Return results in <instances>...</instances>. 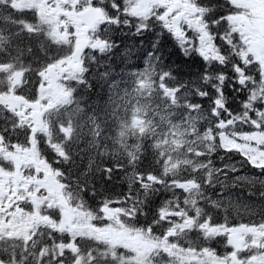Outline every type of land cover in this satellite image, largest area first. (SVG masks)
Listing matches in <instances>:
<instances>
[{
  "label": "trees",
  "instance_id": "16d2710c",
  "mask_svg": "<svg viewBox=\"0 0 264 264\" xmlns=\"http://www.w3.org/2000/svg\"><path fill=\"white\" fill-rule=\"evenodd\" d=\"M196 1L207 11L204 21L216 33L215 42L225 56L223 61L208 60L198 50L182 49L171 33L155 27L156 22L152 20L155 28L145 32H135L134 26L132 29H122L123 31L120 28H112L108 37L116 46L115 51L118 50L116 57L104 60L98 58L99 61L93 63L86 71V82H81L78 88L73 87L75 102L71 106L72 109L68 107L71 112L67 114L66 120L71 122L77 131L76 139L69 148V169H64L69 172L74 189L84 195L88 204L93 207L94 204L114 205L115 201L126 199L125 203L135 211L134 218L138 230L158 220L168 205L178 208L176 205L181 204L178 202L181 199V191L177 192L176 187L171 185L172 180L168 174L163 173L161 157L158 151L147 144L148 140L145 139L144 151L134 161L126 159L120 150L104 147L97 149L93 145L90 133L80 124V118L84 112L92 108L91 111L95 110L99 102L97 96H100L101 91H104L105 100V74L134 61L149 60L155 64L156 69L167 76V87L177 90L180 101L187 103L185 106L202 105L206 109L203 114L207 117L198 123L203 134L210 132L217 135V118L213 117L217 98L223 101L221 111L228 112H221L220 120H236L229 128L235 127L238 131L258 130L264 133L262 102L252 99L254 91L248 90L247 86L244 87L239 82L241 68L262 84L264 81L256 71L257 64L247 65L241 58V43L233 45L222 37L227 31V16L233 6L231 1ZM38 22L36 10L0 2V65L17 67L24 72L26 82L19 91L29 98L36 95L40 73L49 65L61 60L67 52L63 46L65 44L60 45L62 43L58 42L56 37L51 38L43 23L38 25ZM148 27L152 28L153 25L149 23ZM145 56L147 58H142ZM217 86L222 87V95L217 93ZM106 106L107 104H102V108ZM261 113L262 116H259ZM245 116L247 120L238 119ZM254 119H258L260 124L254 125ZM200 159L203 164L222 167L227 162H238L242 156L236 151L225 150L217 143L211 142ZM239 163L242 169L264 174V168L257 170L259 168L248 162ZM190 175L198 177L200 182L207 181V176L198 169H192ZM206 189L213 196L222 189L234 193V197L229 201L215 200L217 205H212L209 201L201 202L205 203L204 213L214 226H223L225 223L234 225L239 221L253 223L249 215L259 211L247 213L244 207L253 208V205L248 201L245 205V201L240 200V195L250 198V195L255 194L264 198V182L254 184L250 178L243 176L224 185L209 183ZM259 190L261 192L258 193ZM219 231L214 230L215 234ZM222 237L216 238V247ZM204 241L207 245L210 243L207 239Z\"/></svg>",
  "mask_w": 264,
  "mask_h": 264
},
{
  "label": "rangeland",
  "instance_id": "374dc122",
  "mask_svg": "<svg viewBox=\"0 0 264 264\" xmlns=\"http://www.w3.org/2000/svg\"><path fill=\"white\" fill-rule=\"evenodd\" d=\"M124 8L134 17L144 20L150 16H157L163 26L171 29L176 34H180V41L186 43L189 37L196 40V46L205 47L212 56H216L215 50L210 46L211 39L204 25L201 24V12L198 11L187 0H123ZM120 9V8H117ZM121 10V9H120ZM234 15L230 18V23L235 30L239 28L242 37L250 43L251 50L255 53L264 72V8L254 4L252 0H234ZM86 15V13H88ZM85 14V15H84ZM111 13L106 15L104 11L84 10L80 14H75V20L72 22L74 27L73 34V53L70 59L58 67L51 70V74L45 78L44 86L41 89L40 101L32 103L34 105L24 104L15 97H6L2 101L6 104L7 112L13 116L19 117L21 125L27 124L31 129V136L34 133L41 132L52 137L45 124L44 113L41 107H44V101L49 102L50 110H54L56 105L67 104L70 101V95L65 89V82L68 77L82 72L83 66L88 58L92 57L94 50L105 52L106 46L100 44L95 33L99 28H106L109 23H116ZM70 30L63 32L62 36L69 41ZM193 41V40H192ZM155 73L152 68L139 67L132 69L128 67L124 71L108 73L107 87L105 88L106 97L103 98L104 91L100 92L98 105L107 104L103 110L98 109L86 117V122L90 125L93 136L104 140L107 147L104 149H119L123 151L130 159L135 158L141 151V146L137 137L132 138L133 134L142 133L148 129L154 134V146L158 148L164 157L166 169L173 170L183 165L191 164L189 150L195 147L198 139L197 135L187 123L181 121L182 115L179 112L180 105L166 97L172 105L167 107L165 101L158 102L152 99L153 80ZM116 100L123 98L124 101L118 102V105L110 106L109 99ZM42 101V102H41ZM105 101V102H104ZM148 108V109H146ZM165 109L170 114L165 113ZM186 121H188L186 119ZM222 142L224 147L240 150L253 164L264 165V135L261 133H238L233 136L223 135ZM60 150V149H59ZM199 165V162H196ZM230 169H236L235 165L228 166ZM217 171V179L220 183H225L223 177L227 171ZM244 176L239 174V178ZM236 178V177H234ZM264 178V177H263ZM187 196V204L181 205L179 213L175 218H167V213L163 215L162 221L169 223L166 233L157 234V236H142L140 233L126 232L109 226L119 214H122V208L111 207L105 210V216L102 217L103 226L96 230L90 226L89 221L83 218H75L71 212L63 211L64 222L72 220L76 226L70 225L69 230L85 232L89 239L94 241L97 238L105 248L116 252L118 246L124 247L129 252H125L122 257L117 256L120 264H160L163 257H168L170 262L181 264L183 261L195 262V264H264V226H250L240 223L230 225L225 223L215 235H222L217 251L221 256H216L207 248L194 250L192 248L193 228L198 222L199 206L198 201L209 198L210 200L227 201L234 197V193H225L217 197H209L204 194L193 183L183 185ZM241 201L250 202L252 207L245 206L247 213L259 211L260 219L264 216V200L259 201L255 197L243 198ZM61 207V202L58 203ZM243 208V207H242ZM125 216V214H122ZM172 221V223L169 222ZM224 222H228L223 219ZM151 233L155 231L150 230ZM195 233V231H194ZM184 237L185 247L179 245V240ZM197 236L194 237V242ZM114 247L116 249H114ZM231 247L229 250L228 248ZM167 252V253H166ZM95 258L94 254H91ZM107 256V255H103ZM116 255H114V258ZM157 257L159 262L151 261ZM104 258V257H103ZM111 258V257H110ZM101 259V256L98 257Z\"/></svg>",
  "mask_w": 264,
  "mask_h": 264
},
{
  "label": "flooded vegetation",
  "instance_id": "af4514ba",
  "mask_svg": "<svg viewBox=\"0 0 264 264\" xmlns=\"http://www.w3.org/2000/svg\"><path fill=\"white\" fill-rule=\"evenodd\" d=\"M16 151L24 158L16 160L14 171L0 167V264H55L51 218L40 223L38 204L30 196L32 192L37 196L39 187L42 191L53 187V174L38 173L31 150L15 146L12 156Z\"/></svg>",
  "mask_w": 264,
  "mask_h": 264
},
{
  "label": "bare ground",
  "instance_id": "6f19581e",
  "mask_svg": "<svg viewBox=\"0 0 264 264\" xmlns=\"http://www.w3.org/2000/svg\"><path fill=\"white\" fill-rule=\"evenodd\" d=\"M223 169L225 171H227V174L225 176H223V177H227V176L230 177L229 179H225L228 182H231V180H235L236 178H238L237 176L239 174L243 175V173L241 171H237V170L233 171L232 169H230L228 167H223ZM234 177H236V178H234ZM239 178H240V176H239Z\"/></svg>",
  "mask_w": 264,
  "mask_h": 264
},
{
  "label": "water",
  "instance_id": "95a60500",
  "mask_svg": "<svg viewBox=\"0 0 264 264\" xmlns=\"http://www.w3.org/2000/svg\"><path fill=\"white\" fill-rule=\"evenodd\" d=\"M255 2L258 4H262L264 2V0H255Z\"/></svg>",
  "mask_w": 264,
  "mask_h": 264
}]
</instances>
